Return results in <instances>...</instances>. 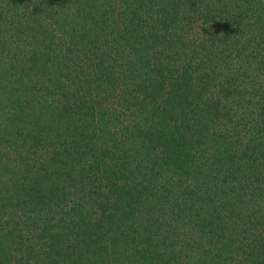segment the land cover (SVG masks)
<instances>
[{
    "label": "trees",
    "instance_id": "1",
    "mask_svg": "<svg viewBox=\"0 0 264 264\" xmlns=\"http://www.w3.org/2000/svg\"><path fill=\"white\" fill-rule=\"evenodd\" d=\"M0 264H264V0H0Z\"/></svg>",
    "mask_w": 264,
    "mask_h": 264
}]
</instances>
